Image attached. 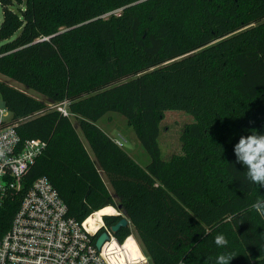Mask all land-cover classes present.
<instances>
[{
  "label": "trees",
  "instance_id": "16d2710c",
  "mask_svg": "<svg viewBox=\"0 0 264 264\" xmlns=\"http://www.w3.org/2000/svg\"><path fill=\"white\" fill-rule=\"evenodd\" d=\"M0 74L21 140L46 143L26 176H46L70 216L116 207L105 224L125 214L152 264H215L221 253L264 264V217L251 208L264 187L234 154L241 136L264 135V0H0ZM61 102L67 115L53 108ZM167 110L192 121L181 152L164 159ZM110 111L125 117L148 164L97 125ZM131 233L127 225L116 236Z\"/></svg>",
  "mask_w": 264,
  "mask_h": 264
},
{
  "label": "built area",
  "instance_id": "2783aa9c",
  "mask_svg": "<svg viewBox=\"0 0 264 264\" xmlns=\"http://www.w3.org/2000/svg\"><path fill=\"white\" fill-rule=\"evenodd\" d=\"M0 100V209L16 200L8 228L0 235V264H149L132 234L121 241L105 224V215L119 213L97 215L100 209L78 221L46 176L27 178L46 143L34 137L21 140ZM53 108L68 114L66 102ZM116 142L122 144L121 139ZM103 231L108 239L98 248Z\"/></svg>",
  "mask_w": 264,
  "mask_h": 264
},
{
  "label": "rangeland",
  "instance_id": "374dc122",
  "mask_svg": "<svg viewBox=\"0 0 264 264\" xmlns=\"http://www.w3.org/2000/svg\"><path fill=\"white\" fill-rule=\"evenodd\" d=\"M5 79L6 78L0 74V80H5ZM7 81L12 83V81L10 80H7ZM13 84L20 88H23L30 95L36 98L42 99V96L36 91L32 89H26L19 83L13 82ZM0 105L1 106L3 105L1 100H0ZM191 121H192V118L186 112H183L180 110H167L165 112L164 119L161 122V132H160L159 139H158L159 146L161 149V156L164 159H166V156H169L173 153L181 152L180 134H181V131L184 125ZM97 125L101 127L105 132H107L111 137L121 139L122 140L121 145L125 148L128 154L132 158H134L140 165L145 166L146 164L150 162V155L145 150V148L141 145V143L138 141L134 131L127 124V121L122 114L118 112L110 111L97 121ZM77 130L87 150L89 151L91 155H93L92 150L89 145L88 137L85 134V132L81 128H79L78 124H77ZM103 179L108 185V187L112 189L105 176H103ZM113 208L115 212L118 213L116 207H113ZM101 213L103 212L99 211L97 215H100ZM131 231H132L131 234L140 243V239L138 235L136 234L132 224H131ZM140 245H141V249L143 253L148 258V263L152 264L149 256L143 249V246L141 243Z\"/></svg>",
  "mask_w": 264,
  "mask_h": 264
},
{
  "label": "clouds",
  "instance_id": "9594fccd",
  "mask_svg": "<svg viewBox=\"0 0 264 264\" xmlns=\"http://www.w3.org/2000/svg\"><path fill=\"white\" fill-rule=\"evenodd\" d=\"M234 154L237 162L247 168V179L253 184L264 187V135L257 134L253 130L251 135L241 136L234 146ZM251 208L264 217V200H256ZM214 242L220 248H224L229 243L223 234H218ZM234 258L232 253H221L216 257L215 264H230ZM181 264H184L183 260Z\"/></svg>",
  "mask_w": 264,
  "mask_h": 264
},
{
  "label": "water",
  "instance_id": "95a60500",
  "mask_svg": "<svg viewBox=\"0 0 264 264\" xmlns=\"http://www.w3.org/2000/svg\"><path fill=\"white\" fill-rule=\"evenodd\" d=\"M127 225H129V219L125 214H123L115 224L109 227V230L111 233L116 234L121 227H125ZM107 239L108 233L106 231L101 232L96 240V246L100 248L103 242Z\"/></svg>",
  "mask_w": 264,
  "mask_h": 264
},
{
  "label": "crops",
  "instance_id": "0c3cea01",
  "mask_svg": "<svg viewBox=\"0 0 264 264\" xmlns=\"http://www.w3.org/2000/svg\"><path fill=\"white\" fill-rule=\"evenodd\" d=\"M110 190H112V189H110ZM129 226H131V223H130V221H129Z\"/></svg>",
  "mask_w": 264,
  "mask_h": 264
}]
</instances>
